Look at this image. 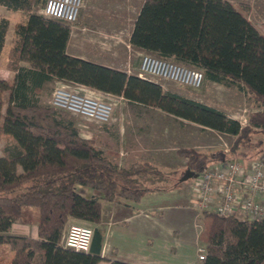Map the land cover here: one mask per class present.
I'll return each mask as SVG.
<instances>
[{
	"label": "trees",
	"instance_id": "trees-1",
	"mask_svg": "<svg viewBox=\"0 0 264 264\" xmlns=\"http://www.w3.org/2000/svg\"><path fill=\"white\" fill-rule=\"evenodd\" d=\"M43 4L0 0V6L25 18L13 25L7 49L6 69L13 78H0V139L10 143L0 157V255L13 251L9 264H97L100 231L93 230L96 248L79 252L63 246L67 226L73 221L98 225L104 205L127 206L172 188L175 172L148 161L118 167L72 121L60 119L57 109L39 104V89L54 80L120 96L234 136L229 153L244 156L241 149L264 147V33L248 19V8L228 0H143L129 37L135 49L197 69L204 81L229 82L248 93L260 110L250 112L241 126L207 104L163 91L153 80L67 54L71 25L33 11ZM7 28L8 19L0 17V57ZM255 131L263 141L253 140ZM176 154L193 162L189 170L194 173L209 166L208 154L193 148H179ZM78 186L93 193L83 196ZM15 222L35 225L37 238L9 234ZM197 224L203 264H264V218L200 213Z\"/></svg>",
	"mask_w": 264,
	"mask_h": 264
},
{
	"label": "rangeland",
	"instance_id": "rangeland-1",
	"mask_svg": "<svg viewBox=\"0 0 264 264\" xmlns=\"http://www.w3.org/2000/svg\"><path fill=\"white\" fill-rule=\"evenodd\" d=\"M228 1L244 9L248 8V19L260 33H264V0ZM137 3V0H83L80 14L85 11L83 18L92 28L89 31L91 36L89 39L92 43L102 45L113 40L112 36L95 35L98 34L96 30L98 27L109 30L111 33L120 29L125 32L136 16ZM126 5H133L134 8L127 9ZM39 9V7H36L33 11L38 13ZM6 15L11 20L18 17L17 14L11 15L6 9L0 8V16ZM77 23L78 20L71 27H75ZM141 54H145V52L129 51L126 55L132 61H137ZM6 57L5 53L1 57L2 71L6 69ZM151 80L160 84L163 91L177 93L207 104L223 112L229 118L237 120L241 126L246 125L247 115L250 112L260 110L255 107L248 93L229 82L217 84L204 81L198 91H193L179 84L160 79ZM63 83L73 86L69 82L54 80L45 83L37 92L38 103L50 105L54 88ZM7 94L6 92L3 95L2 112L7 106ZM95 95L100 97L103 96V93L96 91ZM113 99L116 105L108 124L85 120L61 110H58L57 114L64 121H72L82 137L92 138L95 147L118 167L127 168L136 161H148L165 172H175L172 175V178H174L172 188L152 192L154 194L164 193V199L169 204L190 206L192 200H194L191 195L193 179L182 183L177 181L184 171L193 165V162L188 158H181L176 154V150L179 148H193L196 151L208 154L209 166L217 165L222 158L247 163L255 158L264 157V147L257 150L241 149L240 152L245 153L244 156L230 155L229 148L235 139L234 136L218 133L193 122L167 115L160 110H150L124 99ZM252 137L254 141H263V136L258 131H255ZM9 144V140L3 137L0 139V157L4 155V149ZM17 171H20V167ZM239 218L242 217L239 216ZM77 225L92 228V226L86 224ZM29 226L31 227V225ZM8 253L6 249L3 250L0 255L2 257L0 264H5L4 255ZM36 263L38 264L39 261L36 260Z\"/></svg>",
	"mask_w": 264,
	"mask_h": 264
},
{
	"label": "crops",
	"instance_id": "crops-1",
	"mask_svg": "<svg viewBox=\"0 0 264 264\" xmlns=\"http://www.w3.org/2000/svg\"><path fill=\"white\" fill-rule=\"evenodd\" d=\"M137 2L138 12L143 0H137ZM0 8L5 9L2 6ZM126 8L132 9L134 6L126 5ZM7 12H10L11 15L17 14L18 17L11 20L7 15L0 16L8 19L5 45L1 57L4 53L7 55V49L11 45L13 25L16 22L25 20L24 15L18 11L7 10ZM84 12H81L77 25L71 27L65 48L66 53L132 74L138 65V60L132 61L127 58L126 54L129 51L142 52L129 44L134 20L125 32L120 29L111 33V31L102 27L96 28L98 34L95 35L100 36L101 34L113 37V40L105 42L106 44L96 45L89 39L91 37L89 31L92 28L84 21ZM1 61L2 58L0 59V78L6 81L11 80L13 73L6 69L2 71ZM136 105L143 107L140 104ZM77 191L83 196H89L93 193L80 186L77 187ZM163 194L149 193L138 203L128 204L127 206L106 204L104 205L105 213L102 221L98 225L76 221L70 224H86L92 226L93 230L96 228L100 231L102 234L101 259L97 264H109L112 261L127 264H191L197 256L199 234L201 232V226L197 224L199 215L194 207V194L191 191L194 200H192L190 206L169 204L164 199L165 195ZM9 234L37 238L35 225L30 227L16 222L13 223ZM90 246L92 249L96 248L93 242ZM13 255V251L4 255L5 264L10 263ZM0 260H2L1 256Z\"/></svg>",
	"mask_w": 264,
	"mask_h": 264
},
{
	"label": "built area",
	"instance_id": "built-area-1",
	"mask_svg": "<svg viewBox=\"0 0 264 264\" xmlns=\"http://www.w3.org/2000/svg\"><path fill=\"white\" fill-rule=\"evenodd\" d=\"M83 0H44L39 15L73 25L77 22ZM138 77L160 79L198 91L203 83L201 71L189 66L162 59L156 55L141 54L135 69ZM60 84L52 92L50 106L71 115L99 124H108L120 96L103 93L83 85ZM125 100V99H124ZM194 207L200 213L218 217L236 216L249 220L264 218V157L247 163L223 158L217 165L201 168L193 178ZM93 228L69 224L63 235V246L79 252H88ZM205 250L197 248L196 259L191 264H203Z\"/></svg>",
	"mask_w": 264,
	"mask_h": 264
},
{
	"label": "water",
	"instance_id": "water-1",
	"mask_svg": "<svg viewBox=\"0 0 264 264\" xmlns=\"http://www.w3.org/2000/svg\"><path fill=\"white\" fill-rule=\"evenodd\" d=\"M195 177H196V173H194L193 171H190L189 169H187L181 175V177L179 178L178 182L182 183V182H185V181H187L189 179H192V178H195Z\"/></svg>",
	"mask_w": 264,
	"mask_h": 264
}]
</instances>
